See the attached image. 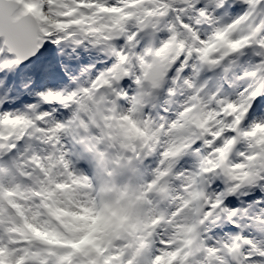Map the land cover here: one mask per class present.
I'll return each mask as SVG.
<instances>
[{
    "label": "snow or ice",
    "instance_id": "1",
    "mask_svg": "<svg viewBox=\"0 0 264 264\" xmlns=\"http://www.w3.org/2000/svg\"><path fill=\"white\" fill-rule=\"evenodd\" d=\"M0 264H264V0H0Z\"/></svg>",
    "mask_w": 264,
    "mask_h": 264
}]
</instances>
